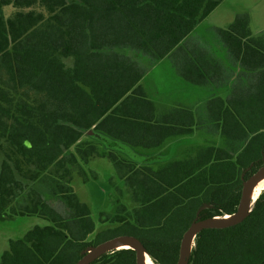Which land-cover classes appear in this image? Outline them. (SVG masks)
<instances>
[{"label":"trees","instance_id":"16d2710c","mask_svg":"<svg viewBox=\"0 0 264 264\" xmlns=\"http://www.w3.org/2000/svg\"><path fill=\"white\" fill-rule=\"evenodd\" d=\"M222 1L0 0V150L9 159L0 171V218L4 193L17 183L19 168L35 165L38 176L55 178L50 170L65 169L71 158L77 164L75 155H107L118 164L114 153L100 152L94 141L82 139L91 130L102 143L103 134L132 143L120 133L130 126L129 106L150 103L143 95L136 96L141 71L118 49L160 60ZM249 25L248 18L239 15L227 31L235 49L243 38L258 46ZM247 46L251 45L246 42ZM235 54L245 60L248 56L236 50ZM62 178L53 181L62 191H71L64 174ZM242 189L237 180L217 185L216 197L207 199L213 206L205 208L201 218L234 214ZM198 196L186 192L184 198L160 207L152 219L137 209V223L126 222L121 231L101 232L88 242L96 225L88 205L73 192L75 204L86 208L89 227L74 239L67 238L63 223L57 229L35 227L24 238L31 245L19 264H76L83 250L118 234H137L155 263L177 264L183 235L204 203ZM175 228L178 234L172 233ZM12 257L5 253L0 264H11ZM92 264H136V252L116 249ZM189 264H264V191L241 223L199 231Z\"/></svg>","mask_w":264,"mask_h":264},{"label":"crops","instance_id":"0c3cea01","mask_svg":"<svg viewBox=\"0 0 264 264\" xmlns=\"http://www.w3.org/2000/svg\"><path fill=\"white\" fill-rule=\"evenodd\" d=\"M216 10L171 54L157 60L156 64L167 62L161 74L154 75V66L143 72L134 50L135 56L131 58L142 74L137 95H143L150 103L129 106L126 119L130 126L121 128L120 133L127 135L132 143L109 134H103L102 143L91 136V130L82 138L94 141L100 152L114 153L118 164L107 155H98L97 160L75 155L77 164L74 165L71 158L65 169L50 170L59 181L64 174L66 186L71 187L89 209L77 188L89 180L83 164L102 169L108 181L127 190L122 199L113 195L115 206L116 201H126L120 214L113 216V220L106 215L102 221L106 225L94 221L96 230L89 234L87 241L93 240L97 233L121 229L126 222L137 223V209H144L147 218L155 215L156 218L160 207L169 206L178 197L184 198L186 192H196L204 201L198 215L213 206L207 199L216 197L213 189L217 185L227 180H237L244 185L253 171L264 165V30L254 29L251 22V37L258 39V46L249 42V38H243L235 49L227 32L235 17L232 22L216 21L210 25ZM218 23L222 25H216ZM220 28L224 30L219 31ZM207 32L214 33L216 40H208ZM246 42L251 46L244 47ZM235 50L241 55L247 52L246 60L239 58ZM178 53L181 57L176 59ZM154 81L159 89L153 87ZM163 82L166 86L161 88ZM114 174L118 177L114 178ZM92 176L96 180L100 178L96 171ZM28 192L30 189L24 192L16 188L7 208L12 211V220L7 222L11 226L5 231L9 248L3 250L0 262L5 253H10L11 264H19L20 256L30 246L22 243V239L37 225L58 227L63 223L69 239L79 238L90 225L84 220L86 208L76 205L74 199L66 197L65 203L47 205L39 192L35 196L31 191L32 196L27 197ZM232 192L234 190H230ZM149 198L154 199L150 203L142 202ZM40 204H44L46 211ZM178 232L179 228L172 231L173 234ZM48 234L54 232L48 231Z\"/></svg>","mask_w":264,"mask_h":264},{"label":"rangeland","instance_id":"374dc122","mask_svg":"<svg viewBox=\"0 0 264 264\" xmlns=\"http://www.w3.org/2000/svg\"><path fill=\"white\" fill-rule=\"evenodd\" d=\"M7 13H9V10L7 11ZM239 15L240 16L243 15L246 18H248V21L250 23L252 22L254 29L260 31L264 30V0H223L220 3V5L217 7V10L213 14V16L210 18L211 19L210 25H213L216 21L232 22L234 17L236 19ZM203 22L205 23V21ZM216 25H222V24L218 23ZM218 30L223 31L224 29L220 28ZM206 37L208 40H216V36L212 32H207ZM118 51L120 53H123L124 55L129 54L130 56H135L134 53L136 52L134 50H129L126 48L119 49ZM180 57L181 55L179 53L175 56L176 59H179ZM139 59L141 60V62H138V66L141 68L143 72L150 71L151 68L154 66L153 69L154 75H157L158 73L161 74L163 72V67H167L166 65L167 62L162 64V62L159 61L156 64L157 62L156 60H152L147 57L146 58L139 57ZM172 74L173 71L171 69V73H170L171 78H172ZM178 82L182 83V80L179 79ZM165 86L166 84L163 82L161 88ZM184 86L188 87L187 85ZM153 87L159 89L158 84L155 81L153 83ZM137 94L136 96H139ZM83 150L84 152H87L85 146H83ZM4 155L5 154L3 153V151L0 150V163L2 162ZM82 157L85 159L94 158L93 160L100 159L98 155H92V154L82 155ZM83 170L89 174V180L85 183V185L83 184V187L77 186L80 192L79 197L82 199V201L87 202L91 207L90 218L96 223L98 224L101 223L102 225H104L105 223H102V221L106 215H109L110 220H113V216L120 214L121 210L123 209V205H127L125 200H122L120 202L116 201L115 202L116 206L113 205L112 203V199H114L113 195H115L119 199H122L123 195L127 194V190H124L123 187L121 186L116 187L115 183L108 181L102 169L93 167L91 164L85 163L83 164ZM0 171H1V164H0ZM93 171H96L100 174L99 180L93 178L92 176ZM117 177H118L117 174H114V178ZM54 180L56 179L54 178ZM9 213L11 214L12 211L10 210ZM9 220H12V218L6 220V223H2V221L0 220V258L3 250L9 248V244L5 236V231L8 230L11 226L10 224L7 223L9 222ZM36 221L41 222V220L38 219ZM122 229L123 228L113 232H119Z\"/></svg>","mask_w":264,"mask_h":264},{"label":"water","instance_id":"95a60500","mask_svg":"<svg viewBox=\"0 0 264 264\" xmlns=\"http://www.w3.org/2000/svg\"><path fill=\"white\" fill-rule=\"evenodd\" d=\"M263 174H264V165L257 168L255 172L244 181L241 200L239 203L238 210L234 214H230V215H234L232 219L223 221V222H213L212 219L215 218L216 216L212 218L203 219L201 218L200 213L197 215L195 220L192 222L190 227L187 229V231L183 235V238L181 241V247H180V257H179V261L177 264H189V258H190L191 251H192L191 249L190 254L189 255L187 254L189 242L192 236L195 234L197 235L199 231L203 229H210V228L220 229V228L231 227V226L241 223L242 221L246 219V217L252 211V208L256 202V200H254L252 202L251 209H248L249 204H250L249 191L252 185L254 184V182ZM124 241L125 242L129 241L133 244L134 250L136 252V264H144L143 263V252L146 251L147 253H149V251L147 250V247L145 246L144 242L137 235H132V234H120L108 240H105L99 243L98 245H92L88 247L83 252L84 254L83 257L76 264H92L93 262H95L98 258L103 256L107 252L115 249L116 244L120 242H124Z\"/></svg>","mask_w":264,"mask_h":264},{"label":"flooded vegetation","instance_id":"af4514ba","mask_svg":"<svg viewBox=\"0 0 264 264\" xmlns=\"http://www.w3.org/2000/svg\"><path fill=\"white\" fill-rule=\"evenodd\" d=\"M22 156H23V159H25L24 155H22ZM5 161H9V159L7 158L6 155H4L2 162L0 164L2 165V163ZM37 171L39 173H41L40 170L35 165L30 166L29 168L28 167H22V168L18 169L17 183L14 185H8V187L4 193L3 202H4L5 207L3 209V214H4L3 220H6V219L11 217V214L9 213V211H7V208L9 207V205L11 204V202L15 196V189L16 188L22 189L24 192L27 189H30V193L28 192L25 194V196H27V197L32 196L31 191H33L35 193L34 194L35 196L39 192L42 200L47 205H50V204L56 205L58 203H65L67 201V198L73 199V189L71 187H69V188H71V191H69V190L62 191V189H60L58 187V185L53 181L54 178H50L47 176L43 177L40 174L38 176ZM253 172H255V171H253ZM40 205L43 208V210L46 211V209H44V204H40ZM37 226H40V225H37ZM37 226H35V227H37ZM48 226H51V225H48ZM40 227H46V226H40ZM53 227H55L56 229L58 228L56 226H53ZM34 228L29 230L27 232V234L30 231H32ZM64 231H65V229H64ZM46 232L48 234V231H46ZM50 232H53V231H50ZM66 234H67V232H66ZM97 235H98V233L96 234V236ZM118 235H120V234H118ZM133 235H137V234H133ZM115 236H117V235H115ZM24 238L22 239V241H24ZM67 238H68V236H67ZM95 239H96V237L91 241H94ZM88 242H90V241H88ZM26 243L31 245V242H26Z\"/></svg>","mask_w":264,"mask_h":264},{"label":"bare ground","instance_id":"6f19581e","mask_svg":"<svg viewBox=\"0 0 264 264\" xmlns=\"http://www.w3.org/2000/svg\"><path fill=\"white\" fill-rule=\"evenodd\" d=\"M262 191H264V174L262 176H260L254 182V184L252 185V187L249 191L250 204H249L248 209H251L252 202L254 200H257V198L262 193ZM233 217H234V215L216 216L215 218L212 219V221L213 222H223V221L230 220ZM195 237H196V234L192 236V238L189 242V246H188V250H187L188 255L190 254V251L193 247ZM115 249H134V246L131 242H129V241L125 242L124 241V242H120V243L116 244ZM143 263L144 264H157V263H155L153 258L149 255V253H147L146 251L143 252Z\"/></svg>","mask_w":264,"mask_h":264}]
</instances>
